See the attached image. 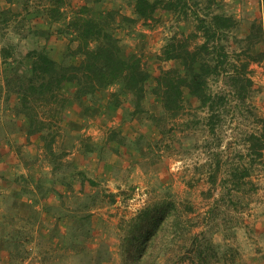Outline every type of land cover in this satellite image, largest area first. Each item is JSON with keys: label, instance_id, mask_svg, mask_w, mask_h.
I'll return each mask as SVG.
<instances>
[{"label": "rangeland", "instance_id": "rangeland-1", "mask_svg": "<svg viewBox=\"0 0 264 264\" xmlns=\"http://www.w3.org/2000/svg\"><path fill=\"white\" fill-rule=\"evenodd\" d=\"M197 1L198 5L194 0L190 3L202 12L210 0ZM36 3L16 0L13 7L0 10L6 19L0 21V47L11 51L0 64V264H42L45 251L51 259L48 264H86L84 253L94 255L100 243L113 256L100 264H117L119 221L154 200L171 201L192 233L202 231L200 239L213 242L220 256L214 264H264V152L261 160H251L246 143L247 135L259 128V118L264 119V58L250 64L253 85L244 99L231 91L227 77L210 80L213 91L226 94L214 118V130L208 124V111L186 93L184 111L162 122L161 132L150 118L164 115L160 97L153 92L155 76L161 69L182 68V64L158 55L171 35L193 30V21L165 12L162 21L152 27L141 21L129 27L113 25L112 32L129 51L141 56L150 71L141 102L144 110L135 113L133 99L120 93V104L109 109L112 115L102 116L99 107L103 108L104 99L108 100L117 85L82 98L80 106L96 110L75 113L76 119H68V109H80L71 100L63 112L65 117L52 127L58 156L53 169L40 136L28 134L29 118L17 111V95L5 88L9 74L28 72L30 60L25 54L30 49H43L63 62L80 58L69 54L77 40L72 31L60 30L63 19L51 22L41 16L33 22L30 7L42 10ZM72 5L66 9V20L81 5H87L95 17L110 10L134 16L133 0H72ZM262 5L264 0H211L210 8L236 17L233 34L244 37L250 23L262 17ZM40 24L44 27H36ZM255 49L264 51V43L256 44ZM74 89L70 85L64 91L71 94ZM89 125L99 129L96 140L78 131ZM114 127L119 128L116 138L107 140ZM240 166H247L250 174L237 186L230 173ZM89 178L92 182L86 180ZM92 197V234L78 236L84 252L79 246L63 251L64 241L75 240L70 228L75 221L73 210ZM21 198L31 201L28 204ZM38 205L41 210H34ZM59 215L60 230L50 237ZM16 247L22 254L11 258ZM155 264H163V256Z\"/></svg>", "mask_w": 264, "mask_h": 264}, {"label": "trees", "instance_id": "trees-1", "mask_svg": "<svg viewBox=\"0 0 264 264\" xmlns=\"http://www.w3.org/2000/svg\"><path fill=\"white\" fill-rule=\"evenodd\" d=\"M35 1L41 5L49 21L63 19L64 28L60 27V30L72 31L73 38L77 40V46L69 54H79L80 58L76 62H63L43 49H30L25 54L30 60L28 72L20 74L14 71L9 74L5 88L17 95V111L29 118L28 134L40 136L50 161L54 162L53 169L56 168L58 156L53 149L55 133L52 127L65 117L63 112L71 100L85 113L87 106L79 104L82 98L117 85V89L110 92L108 104H120L119 94L127 93L133 99L134 112L144 110L141 102L145 97L150 71L141 56L129 51L112 32L113 25L129 27L141 21L143 25L152 27L162 21L165 12L173 13L178 19L193 21V30L171 35L158 55L160 59L180 60L182 64V68L175 66L161 69L155 76L153 92L160 97L164 115H150V118L161 132L167 118H175L184 111L186 93L195 97L200 106L208 111V124L214 130V118L220 112L226 94L213 91L210 80L227 77L231 91L244 99L253 85L250 64L261 62L264 58V51L255 49L256 44L264 43V5L262 17L250 23L244 37H237L233 34L238 26L237 18L211 9V0L202 8V12L193 8L190 0H133L134 16L110 10L95 17L89 13L87 5H81L72 11V16L67 20L66 9L68 6L73 7L72 0ZM194 4L198 5L199 1L194 0ZM115 14L119 15L118 19ZM3 19L5 16L0 21ZM237 45L238 49L234 48ZM1 50L4 57L11 55L8 48L2 47ZM70 85H74L75 89L68 94L64 90ZM259 125L256 131L246 137L251 160H261L264 152L263 118H259ZM111 133L107 140H114L118 134L116 130ZM87 149L91 150V147ZM249 174L247 166H240L232 168L230 178L238 186ZM86 180L92 182L90 178ZM22 204L27 205L25 202ZM93 204L94 197L73 210L75 221L70 228L74 229L75 240L64 241L63 251L79 246L84 252V246L80 245L82 237L78 239V236L92 234L90 208ZM60 218V215L56 218L50 237L60 230ZM118 228L121 234L117 245V264H155L162 256L163 264H214L220 260L213 242L200 239L202 231L192 233L182 214L168 200H154L140 207L133 215L122 218ZM101 246L102 243L98 244L94 255L84 253L86 264L112 260L110 249L103 250ZM21 254V250L16 247L11 258ZM50 261L45 251L41 262L48 264Z\"/></svg>", "mask_w": 264, "mask_h": 264}, {"label": "crops", "instance_id": "crops-1", "mask_svg": "<svg viewBox=\"0 0 264 264\" xmlns=\"http://www.w3.org/2000/svg\"><path fill=\"white\" fill-rule=\"evenodd\" d=\"M15 1L16 0H0V10L1 9H4V8H9L10 6L11 7H13V5L15 4ZM30 12H29V15L31 16V17H34V20H33V22L35 23H37L38 22V18H40L41 16H43V18L45 17V15H44V13L42 12V10L41 9H38V8H32V7H30ZM2 11V10H1ZM0 15H1V18H2V14H1V12H0ZM28 15V16H29ZM0 18V19H1ZM41 21V20H40ZM45 22V20L43 19L42 20V23H44ZM10 24V23H9ZM39 24V23H38ZM36 27H44V24H40V25H37ZM48 27V26H47ZM2 47H0V64L2 63V59H5L6 57H4L3 55H2ZM8 58V57H7ZM4 67H2V69H3ZM0 70H1V67H0ZM3 75V74H2ZM0 77H1V75H0ZM109 88V87H108ZM108 88H106V89H108ZM2 89L4 90V87H2ZM111 90H113V89H111ZM108 100H109V98H108ZM108 100L107 99H104V103H103V108H101V107H99V109H101V110H103L104 111V113L102 114V116L104 115H107V116H111L112 114H110V112H109V109L111 110V108L112 107H117L116 105H111V104H108ZM87 109H86V112L88 111V112H92L93 113V110H94V108L95 107H93V108H91V107H89V106H87L86 107ZM95 110H96V108H95ZM98 110V109H97ZM105 110H106V113H105ZM100 111V110H99ZM70 112V113H69ZM81 112L83 113V111H80V109H74V108H70V109H68V112H67V115H68V119H70V116H72L74 119H76V116H75V113L77 114V115H81ZM69 113V114H68ZM116 113H117V111H116ZM84 115V114H83ZM94 115H97V114H94ZM80 116H77V120H79V119H82L83 121H85V119H83V118H79ZM95 118H93V120H94ZM104 118H102V120H103ZM105 120V119H104ZM107 120V119H106ZM95 121H98V120H95ZM108 121V120H107ZM109 123V122H108ZM110 124V123H109ZM69 125H70V122H69ZM86 126V125H85ZM85 126H83V127H79V129H78V131L79 132H82V133H84L85 135H87V134H91V136H92V138H94L95 140L97 139V138H99L100 137V133H99V129H96L94 126H91V125H89L88 127H85ZM115 128V127H114ZM115 130H119V128L118 127H116L115 128ZM81 133V134H82ZM93 134V135H92ZM39 142V141H38ZM76 147H77V145H76ZM137 151V150H136ZM135 153V152H134ZM18 195V194H17ZM22 199V198H21ZM22 200H25L28 204H29V202L31 201V199L30 198H24V199H22ZM36 208H38V210H41V207L38 205V206H34V210L36 209ZM93 212L95 211L94 209L92 210Z\"/></svg>", "mask_w": 264, "mask_h": 264}]
</instances>
